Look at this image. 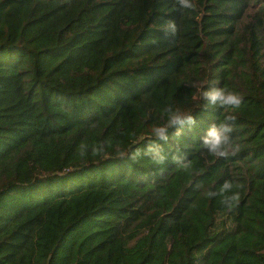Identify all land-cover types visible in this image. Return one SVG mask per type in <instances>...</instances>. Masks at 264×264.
Wrapping results in <instances>:
<instances>
[{"label": "trees", "instance_id": "16d2710c", "mask_svg": "<svg viewBox=\"0 0 264 264\" xmlns=\"http://www.w3.org/2000/svg\"><path fill=\"white\" fill-rule=\"evenodd\" d=\"M193 3L0 0V264H264V0Z\"/></svg>", "mask_w": 264, "mask_h": 264}, {"label": "clouds", "instance_id": "9594fccd", "mask_svg": "<svg viewBox=\"0 0 264 264\" xmlns=\"http://www.w3.org/2000/svg\"><path fill=\"white\" fill-rule=\"evenodd\" d=\"M177 3L180 8L187 10H195V4L193 0H177ZM167 28L173 30V34L176 32V25L174 22H168ZM204 98H206L210 105L220 106L222 108H239L242 103V97L233 92H227L223 88H213L210 91H205L203 93ZM235 116L226 117L225 121L221 123L212 124L205 135L202 137L203 147L207 148L209 153L216 155L218 157H227L228 156V147L231 143L230 134L233 132V124L235 121ZM229 121L231 123H229ZM187 124L189 127H192L196 124L195 117L191 114H172L168 119L167 127H156L154 129V134L161 138L167 139L165 135L167 128L179 125L181 129ZM180 134V129L177 131V135ZM229 184H225V187H229ZM238 199V197H236Z\"/></svg>", "mask_w": 264, "mask_h": 264}]
</instances>
